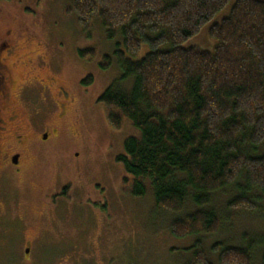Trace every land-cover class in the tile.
<instances>
[{"label":"trees","instance_id":"obj_1","mask_svg":"<svg viewBox=\"0 0 264 264\" xmlns=\"http://www.w3.org/2000/svg\"><path fill=\"white\" fill-rule=\"evenodd\" d=\"M228 1L71 0L68 7L83 30L96 17L108 40L120 39L112 55L121 74L97 102L112 127L125 119L140 131L115 157L131 195L142 197L147 184L159 208L193 206L170 222L177 238L220 231L225 217L211 206L217 195L232 193L225 208L242 212L258 211L264 198V1L235 0L209 27L212 51L182 47ZM141 45L150 51L134 59ZM130 78L129 90L119 87ZM244 242L211 245L216 264H253L257 253L264 264V234ZM184 251L186 264H212L201 238Z\"/></svg>","mask_w":264,"mask_h":264},{"label":"rangeland","instance_id":"obj_2","mask_svg":"<svg viewBox=\"0 0 264 264\" xmlns=\"http://www.w3.org/2000/svg\"><path fill=\"white\" fill-rule=\"evenodd\" d=\"M234 1L182 47L212 51L209 27L227 15ZM70 5L71 0H0V29L20 37L21 58L54 55L71 96L63 116L51 117L55 131L50 137H31L41 154L29 153L20 175L8 169L0 175V264H186L190 254L184 249L196 238L216 264L210 250L214 243L241 247L245 236L263 235L264 198L258 211L242 212L225 208L232 193L217 195L211 206L225 217L220 231L177 238L170 222L193 206L180 213L159 208L147 184L142 197L131 195L115 157L124 153L123 140L139 137L140 131L125 119L119 129L112 127L97 102L121 74L112 55L120 39L108 40L96 17L83 30L68 12ZM75 49L92 54L77 58ZM148 51V45H141L133 58ZM104 55L111 56L109 64ZM87 74L92 83L80 87L75 81ZM118 84L129 90L132 79ZM253 264H260L258 253Z\"/></svg>","mask_w":264,"mask_h":264},{"label":"flooded vegetation","instance_id":"obj_3","mask_svg":"<svg viewBox=\"0 0 264 264\" xmlns=\"http://www.w3.org/2000/svg\"><path fill=\"white\" fill-rule=\"evenodd\" d=\"M19 42L20 37L11 30L0 29V175L5 169L20 175L29 153L41 154L31 145V137L44 133L43 139H48L55 131L51 117L63 116L71 102L54 55L39 53L34 59L23 60ZM75 50L77 58H83L82 50ZM89 76L75 82L80 87L88 86L92 81H84ZM27 250L24 255L29 254Z\"/></svg>","mask_w":264,"mask_h":264},{"label":"water","instance_id":"obj_4","mask_svg":"<svg viewBox=\"0 0 264 264\" xmlns=\"http://www.w3.org/2000/svg\"><path fill=\"white\" fill-rule=\"evenodd\" d=\"M26 252H28V250H26Z\"/></svg>","mask_w":264,"mask_h":264}]
</instances>
